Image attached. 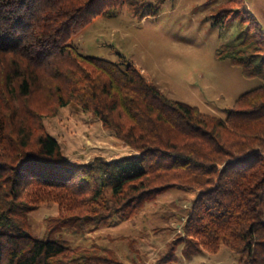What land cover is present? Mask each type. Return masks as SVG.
Segmentation results:
<instances>
[{
  "label": "trees",
  "instance_id": "obj_1",
  "mask_svg": "<svg viewBox=\"0 0 264 264\" xmlns=\"http://www.w3.org/2000/svg\"><path fill=\"white\" fill-rule=\"evenodd\" d=\"M125 2L139 15V0H0V264H123L59 234L92 230L138 197L175 187L197 192L184 253L225 245L238 264H264L262 27L242 17V34L217 51L262 82L221 119L168 98L133 62L84 55L70 42ZM70 104L92 112L132 153L67 162L44 119ZM44 205L58 214L38 237L28 216Z\"/></svg>",
  "mask_w": 264,
  "mask_h": 264
},
{
  "label": "rangeland",
  "instance_id": "obj_2",
  "mask_svg": "<svg viewBox=\"0 0 264 264\" xmlns=\"http://www.w3.org/2000/svg\"><path fill=\"white\" fill-rule=\"evenodd\" d=\"M242 17H253L264 33V0H139V15L125 2L94 17L70 42L84 55L133 62L168 98L225 119L242 93L262 85L217 56L223 44L244 31ZM44 122L69 163L132 153L92 112L75 104ZM196 197V191L179 187L155 198L138 197L92 230L75 235L65 229L59 235L73 247L113 256L123 264H238V255L225 245L216 253H184V223ZM57 214V205L32 211V232L45 236L48 219ZM193 248L191 244L189 250Z\"/></svg>",
  "mask_w": 264,
  "mask_h": 264
}]
</instances>
